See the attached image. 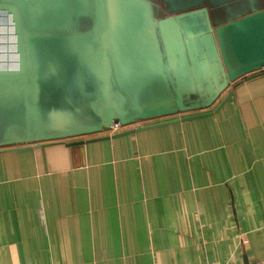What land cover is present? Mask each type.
<instances>
[{"label":"crops","instance_id":"obj_1","mask_svg":"<svg viewBox=\"0 0 264 264\" xmlns=\"http://www.w3.org/2000/svg\"><path fill=\"white\" fill-rule=\"evenodd\" d=\"M203 111L0 148V264H259L264 68Z\"/></svg>","mask_w":264,"mask_h":264},{"label":"water","instance_id":"obj_2","mask_svg":"<svg viewBox=\"0 0 264 264\" xmlns=\"http://www.w3.org/2000/svg\"><path fill=\"white\" fill-rule=\"evenodd\" d=\"M255 1L0 0V148L211 114L233 81L264 68Z\"/></svg>","mask_w":264,"mask_h":264},{"label":"built area","instance_id":"obj_3","mask_svg":"<svg viewBox=\"0 0 264 264\" xmlns=\"http://www.w3.org/2000/svg\"><path fill=\"white\" fill-rule=\"evenodd\" d=\"M143 122H140V121H136L132 124H128V125H121L119 123V121L117 120H112L110 125L103 128L102 131L105 132V134H113V133H116L122 129H127V128H130V127H135V126H138V125H141ZM101 131V132H102ZM259 264H264V257L261 259V261L259 262Z\"/></svg>","mask_w":264,"mask_h":264},{"label":"rangeland","instance_id":"obj_4","mask_svg":"<svg viewBox=\"0 0 264 264\" xmlns=\"http://www.w3.org/2000/svg\"><path fill=\"white\" fill-rule=\"evenodd\" d=\"M263 1L264 0H257V1H255V2H253L252 3V6L255 8V7H261L262 5H263ZM254 5H256V6H254Z\"/></svg>","mask_w":264,"mask_h":264}]
</instances>
